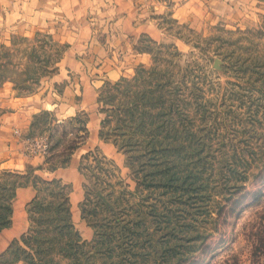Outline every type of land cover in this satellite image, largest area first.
<instances>
[{
  "label": "rangeland",
  "instance_id": "obj_1",
  "mask_svg": "<svg viewBox=\"0 0 264 264\" xmlns=\"http://www.w3.org/2000/svg\"><path fill=\"white\" fill-rule=\"evenodd\" d=\"M248 17L175 27L149 63L104 88L79 217L48 212L42 182L43 201L29 207L37 264H264V0ZM0 41V86L17 98L43 90L66 48L43 32ZM52 121L41 116L27 148L49 153L51 167L81 140ZM12 194L0 186L3 222ZM15 239L0 264L29 248Z\"/></svg>",
  "mask_w": 264,
  "mask_h": 264
},
{
  "label": "crops",
  "instance_id": "obj_2",
  "mask_svg": "<svg viewBox=\"0 0 264 264\" xmlns=\"http://www.w3.org/2000/svg\"><path fill=\"white\" fill-rule=\"evenodd\" d=\"M260 1L0 0V36L11 40L43 32L66 45L56 70L36 95L17 98L12 85L0 86V183L13 188L9 223L0 228V259L31 227L29 204L41 192L39 182L68 187L71 217H79L85 198L81 161L102 140L104 88L149 63L152 45L173 28L247 20ZM45 113L53 125L72 123L68 133L81 134L63 164L52 167L49 153L27 150ZM3 264L33 263L13 257Z\"/></svg>",
  "mask_w": 264,
  "mask_h": 264
},
{
  "label": "trees",
  "instance_id": "obj_3",
  "mask_svg": "<svg viewBox=\"0 0 264 264\" xmlns=\"http://www.w3.org/2000/svg\"><path fill=\"white\" fill-rule=\"evenodd\" d=\"M151 140L154 141L153 148L157 149L160 146V143H157L155 145V142L159 141V140L158 139L154 140V138ZM43 185H45L46 186L45 188L51 192V199L47 200V202L49 203V206H47L49 210H47V211L51 212V210H53L54 212L59 213L60 222H62V221H64V222L68 221L69 222L71 220V214L69 213V216H68V213H67V207L69 206V197H68L67 187L65 185H61V183H59L57 181H44ZM0 186H5V188L7 187L2 182L0 183ZM55 186H58L61 189H63V188L66 189V191L62 197L57 196V194H62L63 191L58 190V193H56L57 191H55L56 190ZM7 188H11L13 190L12 187H7ZM41 190H42V188H41ZM11 196H9V197H11ZM42 201H43L42 197H40V195H37L33 199V201H31V203L29 204V207L32 203L33 204L35 203V205H36L38 203H41ZM68 208L70 209V207H68ZM34 209H36V208H34ZM31 210L32 209H29V212ZM30 214H31V212H30ZM8 223H9V220L3 222V220H1V217H0V228L4 225H7ZM68 227H70V226L68 225ZM28 238L29 237H26V234L22 235V239L25 241V243L28 245L29 248L19 247L21 249V252H20L21 255H18L17 257L18 258H25V259L29 260L31 263L37 264L38 260L34 256H37V257H39V256L44 257V256L42 255V253L41 254L39 253V256H38L36 253L32 252V250L34 249V245L30 241H28ZM18 240L19 239L13 240V242L9 248V251H10L9 253L14 252V247L17 244Z\"/></svg>",
  "mask_w": 264,
  "mask_h": 264
},
{
  "label": "built area",
  "instance_id": "obj_4",
  "mask_svg": "<svg viewBox=\"0 0 264 264\" xmlns=\"http://www.w3.org/2000/svg\"><path fill=\"white\" fill-rule=\"evenodd\" d=\"M27 148H29V145H27Z\"/></svg>",
  "mask_w": 264,
  "mask_h": 264
}]
</instances>
